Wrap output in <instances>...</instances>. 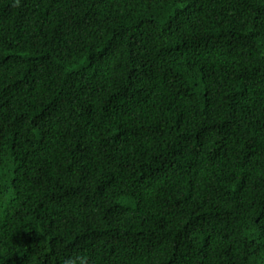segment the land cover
<instances>
[{"label":"trees","instance_id":"obj_1","mask_svg":"<svg viewBox=\"0 0 264 264\" xmlns=\"http://www.w3.org/2000/svg\"><path fill=\"white\" fill-rule=\"evenodd\" d=\"M264 264V0H0V264Z\"/></svg>","mask_w":264,"mask_h":264},{"label":"clouds","instance_id":"obj_2","mask_svg":"<svg viewBox=\"0 0 264 264\" xmlns=\"http://www.w3.org/2000/svg\"><path fill=\"white\" fill-rule=\"evenodd\" d=\"M64 264H78V261H75L73 259H68L64 262Z\"/></svg>","mask_w":264,"mask_h":264}]
</instances>
